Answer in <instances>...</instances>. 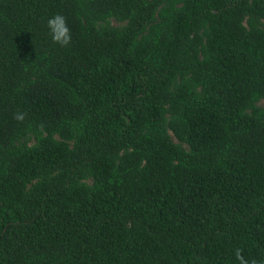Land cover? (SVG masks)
<instances>
[{"label": "trees", "instance_id": "obj_1", "mask_svg": "<svg viewBox=\"0 0 264 264\" xmlns=\"http://www.w3.org/2000/svg\"><path fill=\"white\" fill-rule=\"evenodd\" d=\"M261 101L264 0H0V264L264 259Z\"/></svg>", "mask_w": 264, "mask_h": 264}, {"label": "clouds", "instance_id": "obj_2", "mask_svg": "<svg viewBox=\"0 0 264 264\" xmlns=\"http://www.w3.org/2000/svg\"><path fill=\"white\" fill-rule=\"evenodd\" d=\"M46 26L50 35L51 40L54 43L60 45H67L71 41V30L67 23L66 17L60 13L53 14L49 16L46 20ZM23 114H18L17 119H22ZM236 259L239 261V264H264V259H251L246 260L241 255V250H235Z\"/></svg>", "mask_w": 264, "mask_h": 264}, {"label": "rangeland", "instance_id": "obj_3", "mask_svg": "<svg viewBox=\"0 0 264 264\" xmlns=\"http://www.w3.org/2000/svg\"><path fill=\"white\" fill-rule=\"evenodd\" d=\"M114 23H116V24H117V22H116V21H114ZM260 103H261V104H264V101H261Z\"/></svg>", "mask_w": 264, "mask_h": 264}]
</instances>
